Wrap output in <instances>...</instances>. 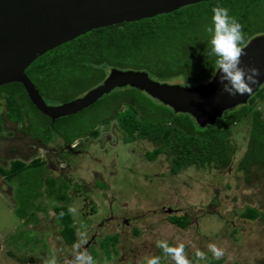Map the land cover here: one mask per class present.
<instances>
[{"label":"rangeland","instance_id":"1","mask_svg":"<svg viewBox=\"0 0 264 264\" xmlns=\"http://www.w3.org/2000/svg\"><path fill=\"white\" fill-rule=\"evenodd\" d=\"M247 127L246 121L236 129L241 152ZM7 132L0 137L9 138ZM78 143L81 153H69L64 163L49 159L45 168L0 180V264H78L77 256L91 257L92 264H148L153 258L158 264H264V169L245 175L233 165L171 175L164 157L145 159L150 144H123L116 121ZM54 148L35 147L36 156ZM1 161L7 168L10 161ZM64 183L77 236L72 246L62 239L54 211L62 205L57 198ZM247 208L259 216L243 218ZM183 216L185 228L168 221Z\"/></svg>","mask_w":264,"mask_h":264},{"label":"trees","instance_id":"2","mask_svg":"<svg viewBox=\"0 0 264 264\" xmlns=\"http://www.w3.org/2000/svg\"><path fill=\"white\" fill-rule=\"evenodd\" d=\"M216 7L227 8L240 23L244 37L241 48L264 34V0L204 2L151 19L91 31L39 57L25 74L45 104L52 106L82 96L100 84L110 69L143 71L155 82L187 88L206 84L216 71L215 57L208 54V29ZM0 108L9 122L27 126L31 137L43 143L53 135L70 145L76 139L93 136L97 127L116 121L123 144H150L152 150L145 153V159L164 157L170 163L171 175L190 168L225 171L233 165L245 175L253 169H264V84L247 106L228 110L215 125L204 128L189 115L176 114L130 87L113 90L87 109L56 120L52 128L50 120L31 104L19 83L0 87ZM246 121L247 130L241 131L245 139L241 152L235 134L237 126ZM2 131L0 119V135ZM39 165L13 162L0 174L11 182L37 170ZM27 182L22 185L28 186ZM67 190L64 183L57 198L62 205L54 211L63 223L62 239L72 246L77 236L66 210ZM241 216L255 220L259 213L247 208ZM168 221L179 228L188 224L186 216L170 217Z\"/></svg>","mask_w":264,"mask_h":264},{"label":"water","instance_id":"3","mask_svg":"<svg viewBox=\"0 0 264 264\" xmlns=\"http://www.w3.org/2000/svg\"><path fill=\"white\" fill-rule=\"evenodd\" d=\"M216 0H0V87L22 85L31 104L51 124L92 106L115 89L135 88L176 114H187L201 128L215 125L225 112L247 106L264 84V34L244 47L241 67H256L260 75L243 95L222 90L219 73L196 87L160 83L143 71L110 69L105 79L75 100L47 105L26 76V69L47 52L91 31L134 23ZM216 72V71H215Z\"/></svg>","mask_w":264,"mask_h":264},{"label":"clouds","instance_id":"4","mask_svg":"<svg viewBox=\"0 0 264 264\" xmlns=\"http://www.w3.org/2000/svg\"><path fill=\"white\" fill-rule=\"evenodd\" d=\"M211 26L208 54L215 57L216 72L219 73V81L222 90L230 96L243 95L250 91V87L255 83L256 77L261 73L256 67H241V56L243 55L240 47L243 42V35L240 23L229 15L228 9L216 7L212 10ZM92 264L91 257L77 256L78 264ZM148 264H158L153 258ZM180 264H183L181 261Z\"/></svg>","mask_w":264,"mask_h":264},{"label":"flooded vegetation","instance_id":"5","mask_svg":"<svg viewBox=\"0 0 264 264\" xmlns=\"http://www.w3.org/2000/svg\"><path fill=\"white\" fill-rule=\"evenodd\" d=\"M4 115V112H2L0 114V119L3 129L6 128L10 131L7 132L8 134H10V136L9 138H2V136L0 137V161L2 160L4 162V160H9L10 162L7 168H4L2 165H0V171L8 170L11 163L13 162H19L25 165L37 163L40 164L39 169L42 167L45 168V162H47L49 159H58L60 160V163H64V160L69 157V153L71 156H76L82 151V148L79 146L80 144L78 143V141L85 138L76 139L70 145H65L62 141L53 137L52 135L51 139H48L46 143H43L38 138L31 137L28 128H26L27 126H24L19 122H9ZM51 126L52 124L50 121V128H52ZM51 143L54 144V152L48 150L46 155L36 156L37 150H46V148ZM35 147H37L38 149L35 150ZM29 158L32 159L29 160ZM26 161H28L29 163L27 164ZM0 180L7 182L5 176L1 174Z\"/></svg>","mask_w":264,"mask_h":264}]
</instances>
